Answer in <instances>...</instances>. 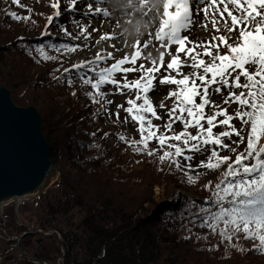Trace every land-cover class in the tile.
<instances>
[{
	"label": "snow or ice",
	"instance_id": "6c2138e0",
	"mask_svg": "<svg viewBox=\"0 0 264 264\" xmlns=\"http://www.w3.org/2000/svg\"><path fill=\"white\" fill-rule=\"evenodd\" d=\"M130 2L147 9L145 19L150 17L152 21L147 38L143 41L135 39L131 44L125 41L124 47L130 52L117 58L114 51L102 45L109 42L108 48L115 49L112 41L119 34L101 32L95 41L101 46L95 54L62 71L55 69L60 75H53V80L65 81L71 87L74 77L70 69L76 70L75 79L79 80L80 87L90 88L85 93L90 103L99 105L93 119L107 114L115 116L113 122L116 123L122 109L126 114L123 123L127 124L130 118L138 138L116 133L118 141L133 153L154 156L158 164H167L169 171L181 172L187 183L198 181L200 173L196 169H222L216 184L208 181L203 185L210 193L205 198L208 206L198 205L195 201L186 202V207L196 209L190 212L187 223L207 228L204 240L209 235H218L219 243L226 242L237 251L255 250L264 254V0ZM11 3L26 7L19 4V0H11ZM78 3L86 9L80 13L82 17L96 16L111 21L113 10L107 6V0H66L67 11L75 12ZM49 7L52 12L46 17L45 30L55 17L61 15L60 0H50ZM27 12L22 16L6 10V15L17 22H28L32 9L27 8ZM201 15L202 19L198 20ZM71 23L79 29L72 39H83L84 43L49 44L47 48L58 54H68L89 47L92 33L87 29L90 22L85 25L73 18ZM194 27L201 28L208 35L203 39H189L185 33H190ZM59 29L64 36H72L64 25H59ZM96 31L98 29H92V32ZM45 34V31L40 32L41 36ZM150 47L155 49L156 55L148 51ZM34 52L44 61L61 58L46 52L43 44H38ZM185 68L188 71H184ZM129 73L138 75L129 80ZM117 74L120 79L116 78ZM157 79L161 86H173L159 104L166 113L162 125L153 123L161 116L150 97ZM105 86H111L107 92ZM125 93L126 106L116 104L117 111L109 112L107 106L112 100L108 95ZM75 94L73 89L72 95ZM213 95L222 97L219 103L211 99ZM169 98L171 107H166L163 101ZM232 104L235 108L229 112L228 106ZM177 122L179 131L174 127ZM217 126L222 130L215 131ZM88 135L94 136L95 133ZM103 135L107 137L109 133ZM152 142L156 147H151ZM240 145L243 148L238 151ZM88 147L99 148V145L93 142ZM223 150L233 153L234 159L220 154ZM196 153H207V156L193 165L191 161ZM186 231L189 236L184 238L188 239L193 234L191 228ZM240 234L243 239L254 241L250 249L240 247ZM196 238L201 237L197 235ZM234 238L236 244L232 243ZM216 246L210 245V250Z\"/></svg>",
	"mask_w": 264,
	"mask_h": 264
},
{
	"label": "trees",
	"instance_id": "16d2710c",
	"mask_svg": "<svg viewBox=\"0 0 264 264\" xmlns=\"http://www.w3.org/2000/svg\"><path fill=\"white\" fill-rule=\"evenodd\" d=\"M7 19L6 11L2 9L0 86L7 87L14 102L22 106L33 104L38 93L44 94L46 104L40 116L49 158L55 163L58 149L62 146L66 162L76 173L70 184L63 185L57 198L45 201L38 211L32 209L37 218L35 222L24 225L13 222L11 228H6L7 234L17 233L23 239L22 236L29 232L36 233V229L42 232L58 230L60 240H56L52 233H43L44 238L51 241L44 244L45 250H40L46 252V256H37L47 257L48 253V258L52 260L62 256L61 264H264V254L255 250L237 251L226 242L219 243L218 235H209L204 240L203 235L208 229L187 223L190 212L196 211L186 207L187 201L208 206L203 198L208 191L203 185L197 187V195L192 199L181 196L170 202L156 203L152 198L153 186L164 180L178 181V186H184L187 182L182 173L178 177V171H169L168 165L158 164L154 156L140 172H133L128 165L119 164L115 158H106L102 140L87 137L82 130H77L78 123L81 126L84 123V107L73 101L72 92L71 97L65 95V81L53 80V75H60V72L54 71L57 67L50 65L45 73L37 72L35 76L30 75L28 69L31 64H48L35 54L38 44L45 45L46 52H52L51 55H58L47 45L72 43L50 38L40 41L18 39L17 34L4 33L8 28ZM31 23L24 24L28 28L38 26ZM29 52L33 54L29 55ZM70 74L75 79L71 69ZM30 84L35 96L31 91H25ZM20 87H23V92L19 91ZM54 115H57L56 119ZM93 142L99 148L88 147ZM212 171L219 179L222 169ZM75 202L90 210L77 223L73 222V214L70 213ZM62 218L64 227L58 223ZM0 226L5 229L2 223ZM188 228L193 235L185 239L189 236ZM197 235L201 238L197 239ZM232 243H237L235 238ZM238 243L242 249H250L254 241L245 240L240 234ZM19 245L25 250L21 243ZM210 245L217 246L210 250ZM22 264L32 263L26 261Z\"/></svg>",
	"mask_w": 264,
	"mask_h": 264
},
{
	"label": "rangeland",
	"instance_id": "374dc122",
	"mask_svg": "<svg viewBox=\"0 0 264 264\" xmlns=\"http://www.w3.org/2000/svg\"><path fill=\"white\" fill-rule=\"evenodd\" d=\"M49 2H50V0H19V4L25 5L26 7H18L17 5H13L11 3V0H7V1L0 0V13H1L2 9H5V11L6 10L7 11H15L17 14L23 16V15L28 14L27 8L32 9L31 18L28 22H25V21L17 22L8 16V19L6 21V25L8 28L4 33L10 32L8 34H12V35L17 34L19 36L31 37L34 34L38 33V31L40 30L41 27L43 30H45L44 29V25L46 23L45 18L52 11V9L49 7ZM60 2H61V8H63L62 9L63 14L60 15L59 20H61V23L59 25H64V27L67 28L68 32H70L72 34V36H70L69 38L72 39V37L76 36V34L79 30L77 25H74L73 23H71V20L73 18L79 20L81 23H83L85 25L89 24V22L84 21L85 17H82L80 15V13H83L86 9H85V7L83 8L81 5H78V6L76 5L77 6L76 7V13L75 12L69 13L67 11V13L65 14L64 10L66 8V0H60ZM5 6H7V8H5ZM116 7L117 6H114L113 9L116 10L117 9ZM130 19L131 18H129V20ZM32 21H35L34 25H36V24L38 25L36 28L35 27L34 28H28V27H26L27 25L24 24V23L29 24ZM31 24H33V23H31ZM91 26H92V24L90 23V27L87 29L89 32H91ZM196 28H198V27H196ZM9 29L14 31V32H11ZM199 29L203 35H208L201 28H199ZM195 30H197V29H192L191 32H193ZM191 32L188 34L191 35ZM195 32H197V31H195ZM61 35H63V34H61ZM99 35H100V33H96L93 37V41L92 40L88 41V44H89L88 48L81 47L72 53L58 54L61 56L60 59H57L55 61H50V60L45 61L46 63H48L46 65H39V64L29 65L28 69H30V71H29L30 75L35 76V74L37 72H40L41 74L45 73V71H47V67H50V65H54L62 71L63 68L69 67L72 63H76L81 59H89L92 55L95 54L97 48L100 47V45L95 44L96 38ZM73 41H74V44L82 45L84 43L83 39H76V40L73 39ZM108 43L109 42H106L103 47H105L106 49L111 51V49L108 48ZM150 49H151V52L153 49L152 54L156 55L155 49L154 48H150ZM125 52H129V50H126ZM49 54L51 55L52 52H49ZM114 55L117 58L122 56L121 52L115 53ZM111 62L112 61H109V63H111ZM184 71H188V69L185 68ZM73 73L75 74V72H73ZM161 74H163V73H161ZM136 76L137 75H135V74L129 73L128 79L129 80L133 79ZM116 78L120 79V74H117ZM241 80H242V78H241ZM109 87H111V86H105L104 90L107 92ZM169 87H173V86H169V85L161 86V85H159L158 79H157L156 88L154 91H152L150 93V97L153 101V104H154V106H156L157 111L161 116L160 120H155V119L153 120L154 124L162 125L164 123V119L166 118L165 109L159 108V104H160L161 100H163V97L166 95L167 91L169 90ZM32 88H33L32 84L27 85L25 87V91L26 92L31 91V93H33V95L35 96L36 93ZM73 89L76 90V94L73 96L74 97L73 101H76L77 103H79V105L84 107V111H83L84 123L82 126L80 125V123H78L77 130L78 131L82 130L84 133L87 134V137L90 136L93 139L102 140L104 142L103 145L105 146L104 156L106 158L117 159L119 164L128 165L129 168H131V170L133 172L142 171V169L146 166V164H148V162H150L149 159H151V157L146 155V154L133 153L132 150L130 148H128L124 143L118 141L117 135H116V133H124L129 137L137 138L138 133L135 130L134 122H132L129 118L127 124L123 123L126 114L123 112L122 109L119 110V117L120 118H119V121L116 123L113 122L114 120H116V117L115 116L109 117L107 114L99 115L95 119H93V113L96 112L97 108H99V105L98 104H91L88 97L85 95V93L87 91H89L90 88L85 87L82 89L80 87L79 80L74 79V82L71 85V87L66 85L65 90H64L65 95L71 97V92ZM19 91L23 92V87H20ZM16 94L19 95L18 92ZM126 95H127V93H125L123 95L122 94H109L108 99L112 100V104L107 106L109 109V112L117 111V109L115 107L116 104H124L126 106V103H125V96ZM211 99H213L217 103H219L220 100L222 99V97H218L216 95H213L211 97ZM12 100H13V98H12ZM163 102L166 105V107H171V98H169L168 100H164ZM45 104H46V101L44 98V94L42 93V95H41L38 93L37 96H35V101L33 102V104H30V105L35 107V109L41 115V113L44 110ZM20 106H22V105H20ZM221 106H223V105H221ZM234 108H235V104L229 105L228 111L232 112ZM53 118L56 119L57 115H54ZM235 123H236L237 127H239V122L236 121ZM174 127H175V130L179 131L180 130L179 122H177V124ZM97 129H99V131H97ZM214 130L220 131L222 129H220L219 126H217V128ZM192 131L194 132V129H192ZM104 132H108L109 135L107 137H105L103 135ZM88 133H95V135L94 136L88 135ZM233 139H235V137H233ZM233 146H235V145H233ZM151 147H156L154 142L151 143ZM242 148H243V145H240V147L238 148V151L242 150ZM63 153H64V149L61 146V148L58 149V155L56 157V162L54 163L55 167L57 168V170L59 172V176L57 178L58 182L56 181V182L52 183L51 185H49L46 188L45 192H43L40 196H37L36 198H33L30 201L20 199L16 202L11 201L9 203H6L1 207L0 223H2L3 226L5 227V229L3 228V230H2L3 232L1 231L3 234H5L4 230L6 231V228L10 227V225L13 222L20 221V222H22V224H24V223L30 224L31 222H35L37 220V218L35 217L32 209H34L35 211L42 209L44 204H45V201L53 200L54 198H57L60 195L61 189L63 188V186H61V185H67V184H70L72 182L76 173H75L74 169H72L70 167L69 163L66 162L65 157L63 156ZM220 154L229 155L234 159V154L229 153L226 150L221 151ZM206 156H207V153H203V154L196 153V154H194V158L191 161V163L193 165H195L201 159H205ZM196 171H198L200 173V176H199L198 181L194 184L186 183V185H184V186H178L177 185L179 183L178 181H168V180H164L160 184H155L153 186V191H154V194L152 196L153 201H155L156 203H161L163 201H166L168 196L176 188H179V187L183 188V193L187 197H195L197 195V192H196L197 187H199L200 185H204L208 181H211V183H216L218 181V177L214 174L215 172H213L212 170H205L203 168H200V169H196ZM193 174H195V173H193ZM177 175H178V177H180L181 172L178 171ZM213 178H215V179H213ZM185 195H181V196L185 197ZM205 195L206 194H204L203 197ZM34 205H36V206H34ZM144 205H146V204H144ZM144 207H146V206H144ZM70 213L73 214V222L77 223L81 220V218L84 216V214H87L88 212H85V209L83 207H81L77 203H75L72 206ZM29 217H31V218L29 219ZM62 220H58V223L60 226L64 227V219L62 218ZM0 229H1V226H0ZM51 231L54 232L52 229H51ZM52 234H54L56 240H58L59 237L57 236V234H55V233H52ZM35 237H40L43 244L38 245L36 243L37 238H35ZM44 237H45V235H43V236L42 235H35L34 237L28 239L25 242V246H26V247H24L25 250L32 252V253L35 250L36 251H40L41 249L45 250L46 248H44V247H46V246L44 244L48 243V241H51V239L48 240V239H45ZM13 256H14V254H9L8 256H6V258L9 260H12ZM52 261L55 262V264L61 263V261H58V257L53 259Z\"/></svg>",
	"mask_w": 264,
	"mask_h": 264
},
{
	"label": "water",
	"instance_id": "95a60500",
	"mask_svg": "<svg viewBox=\"0 0 264 264\" xmlns=\"http://www.w3.org/2000/svg\"><path fill=\"white\" fill-rule=\"evenodd\" d=\"M41 122L35 107L14 103L10 90L0 86V215L4 204L30 201L58 182L59 172L49 158ZM13 246L32 264H52L26 253L17 238Z\"/></svg>",
	"mask_w": 264,
	"mask_h": 264
},
{
	"label": "bare ground",
	"instance_id": "6f19581e",
	"mask_svg": "<svg viewBox=\"0 0 264 264\" xmlns=\"http://www.w3.org/2000/svg\"><path fill=\"white\" fill-rule=\"evenodd\" d=\"M107 1L109 2V3L107 2V6L112 9V7L110 6L112 5L111 0H107ZM120 4H125V3L123 1ZM146 11L147 9L142 8L139 3H137V7L134 6L132 3L126 8L119 7L118 10L113 11V16L111 18V21L102 20L101 18L96 16H92L90 18L85 17L84 21L90 22L92 24L91 26L92 41L96 33L113 32V31L118 33L119 35H117L115 40L112 41V43L115 44V49H111V51H114V54L121 52V55H123V53L126 50H129L130 52L129 48L124 47L125 41H127L128 44H131L133 40H135L136 38L141 39L142 41L147 38V32L149 31L152 21L150 17L148 19H145L144 13ZM129 18L131 19L129 20ZM197 19L198 20L202 19V15L198 16ZM93 28L98 29V31L92 32ZM193 29H197L195 30L197 32L193 31L191 32V35L185 33L189 36V39L191 40L203 39L206 36L200 32L199 28L194 27ZM105 43L106 42H104L102 46H104ZM150 48L148 49V51H151ZM116 49H120V51H116ZM132 74L138 75V73H132ZM41 127H42V122H41ZM35 232L36 233H34L33 231L31 233L29 232L28 234L22 236V238L25 239V241H27L28 239L34 237L35 235H43L41 229H36ZM4 233L5 234L2 233L0 235V264H10V263L22 264L26 262L24 258L19 256V252L13 246L15 244V239L20 238L21 235L17 233H11V234H7V232ZM35 238L40 239V237H35ZM20 248L24 250L22 247ZM9 254H14L12 260L6 258V256H8Z\"/></svg>",
	"mask_w": 264,
	"mask_h": 264
},
{
	"label": "flooded vegetation",
	"instance_id": "af4514ba",
	"mask_svg": "<svg viewBox=\"0 0 264 264\" xmlns=\"http://www.w3.org/2000/svg\"><path fill=\"white\" fill-rule=\"evenodd\" d=\"M72 208V207H71ZM25 239H20V243L22 244V246H24V247H26L25 246ZM41 239H37V244L38 245H41ZM32 255H34V256H36L37 258H41V259H46V260H49L50 262H52V259H50V258H48V256H50L48 253H47V257H43V256H37V255H44V256H46V252H42V251H34L33 253L32 252H30Z\"/></svg>",
	"mask_w": 264,
	"mask_h": 264
}]
</instances>
